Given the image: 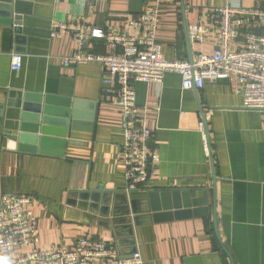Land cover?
<instances>
[{
  "label": "crops",
  "instance_id": "obj_1",
  "mask_svg": "<svg viewBox=\"0 0 264 264\" xmlns=\"http://www.w3.org/2000/svg\"><path fill=\"white\" fill-rule=\"evenodd\" d=\"M16 1L20 13L0 18L10 23L0 24V195L31 197L39 248L72 249L79 240L92 238L113 244L124 259L136 250L143 264H222L227 257L218 245L219 250H213V232L207 233L201 219L138 227L131 222L130 235L127 227L116 225L112 218L116 209L117 216L132 221L129 202L138 200L144 210L148 207L144 200L153 192H187L191 200L206 192L208 208L214 207L217 235L232 264H264V128L260 114L243 109L241 97L232 93L226 81H206L200 91L183 90L176 73H166L159 86L134 83L138 117L152 132L148 151L158 162L144 187L126 192L122 119L119 108L102 93L104 69L98 62L64 64L77 53L71 21L108 34L136 35L130 24L155 8V44L164 60L171 62L188 59L189 52L191 56L198 52L210 55L220 47L216 38L201 45L189 40L191 28L208 26L204 19L208 7L261 8L264 0ZM14 21L20 22L19 33ZM56 24L68 29L57 30ZM53 30L60 36L51 37ZM241 42H231L230 49L235 51ZM84 50L92 56L119 52L96 39L87 42ZM12 54L21 56L18 72L10 70ZM25 95L53 98L57 101L54 109L69 111L62 118L64 126L54 127L68 133L63 157L56 156L59 147L41 149L38 143L29 152H19L5 137L9 127L5 115ZM201 119L206 121L211 159L203 146ZM74 184L81 190L109 193L105 225H100L105 219L97 207H91L92 203L101 206V198L88 199L81 209L66 206ZM117 195L123 199L115 200ZM123 210L127 214L122 215Z\"/></svg>",
  "mask_w": 264,
  "mask_h": 264
},
{
  "label": "built area",
  "instance_id": "obj_2",
  "mask_svg": "<svg viewBox=\"0 0 264 264\" xmlns=\"http://www.w3.org/2000/svg\"><path fill=\"white\" fill-rule=\"evenodd\" d=\"M204 27L198 24L189 31L192 44L216 38L220 47L210 55L195 53L188 59L166 61L155 44L158 18L155 8L143 12L130 24L136 35L120 32L108 34L102 30L77 26L70 22V31L77 53L65 59L66 65L98 62L104 69L102 93L120 110L123 129L121 147L126 192L144 187L151 178L157 156L148 151L152 132L138 117L134 83H153L159 86L166 73L181 76L183 90L200 91L206 81H226L233 94L242 99V108L260 114L264 128V6L244 9L232 6L208 7ZM74 22V23H72ZM57 30L68 26L56 24ZM57 30L51 37H58ZM92 39L102 40L119 52L109 56L86 55L85 45ZM241 39L235 51L230 43ZM21 69V56H10V70ZM114 86L115 91L112 89ZM202 142L208 152L206 121L198 123ZM209 154V152H208ZM28 195H0V264H143L138 252L121 258L113 244L83 238L72 249L39 248L38 223L30 208Z\"/></svg>",
  "mask_w": 264,
  "mask_h": 264
},
{
  "label": "water",
  "instance_id": "obj_3",
  "mask_svg": "<svg viewBox=\"0 0 264 264\" xmlns=\"http://www.w3.org/2000/svg\"><path fill=\"white\" fill-rule=\"evenodd\" d=\"M19 4L15 0H0V18H10L11 13L19 14ZM0 24H10L4 20H0ZM19 21H14V26L17 28L16 33H19ZM190 51V50H189ZM191 54L189 52V58ZM56 100L49 97L40 96H29L25 95L22 102L15 105L14 111L6 113L5 119L9 123L8 130L6 132V138L11 139L12 142L16 144V149L19 152H29L38 143L40 148L48 146H57L61 149L56 156L63 157L65 148V139L68 136L66 132H57L54 127H62L69 116V111L67 109L56 110L53 105L56 104ZM68 102L65 106H68ZM73 113V112H72ZM74 116V113H73ZM57 118H60L57 120ZM15 136H13V134ZM206 138L209 143L208 132L206 129ZM10 140V141H11ZM32 147V148H31ZM41 152V150H40ZM208 152L210 156V146L208 144ZM211 159V156H210ZM77 164H75L74 168ZM213 178V193L215 192V177L214 171L212 170ZM70 191L67 194L66 206L69 208L77 207L81 209L86 207V201L89 199L91 202L99 200L101 198V206L97 204H91V207L100 212V216L104 219L107 218L109 213L108 200L109 193L99 191H91L88 188L81 190L80 186L72 185L70 186ZM117 195L115 200L119 199ZM123 199V195L121 196ZM148 207H144V210L139 207L138 200H131L129 202L132 214L134 217L132 221L127 218H121L122 216H117L116 209L113 210L112 218L113 222L119 223V225H124L127 227V232L131 235V229L128 227L132 222L133 227H138L144 224H160L165 222H171L174 220H189V219H201L204 222L207 233L213 232L212 244L213 250L218 251L219 247L223 250L227 260L223 261L222 264H232L231 257L226 249L220 243L219 237L217 235L216 228V217L214 213V207L212 209L207 206V196L206 192H202L201 197L196 199H189L187 192H177L173 191H162L153 192L147 194L144 200ZM147 202V203H146ZM126 211L122 215H125ZM127 214V213H126ZM107 220H103L100 225H105ZM212 225V230H211ZM219 247H218V246ZM136 250H132L130 253L133 254ZM130 257V256H129Z\"/></svg>",
  "mask_w": 264,
  "mask_h": 264
}]
</instances>
